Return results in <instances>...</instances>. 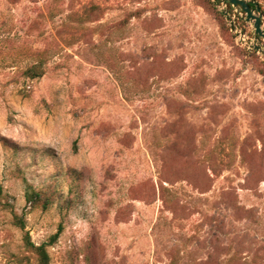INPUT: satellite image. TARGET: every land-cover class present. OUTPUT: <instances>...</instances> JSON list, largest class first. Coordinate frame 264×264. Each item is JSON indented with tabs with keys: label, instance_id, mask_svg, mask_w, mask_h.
I'll return each mask as SVG.
<instances>
[{
	"label": "rangeland",
	"instance_id": "rangeland-1",
	"mask_svg": "<svg viewBox=\"0 0 264 264\" xmlns=\"http://www.w3.org/2000/svg\"><path fill=\"white\" fill-rule=\"evenodd\" d=\"M240 17L0 0V264L35 262L26 232L50 264H264V38Z\"/></svg>",
	"mask_w": 264,
	"mask_h": 264
},
{
	"label": "trees",
	"instance_id": "trees-1",
	"mask_svg": "<svg viewBox=\"0 0 264 264\" xmlns=\"http://www.w3.org/2000/svg\"><path fill=\"white\" fill-rule=\"evenodd\" d=\"M208 1L212 2L215 5L220 4L222 2V0H214V1L208 0ZM227 4L229 6L230 11H233L234 7L229 3H227ZM251 6L254 9H256L255 4L251 3ZM259 6H260V9L263 10L261 5H259ZM219 14H220V21L222 22L223 27L225 29H229L228 22H227V19H226V16L224 15V13L222 11H219ZM240 19L242 21H244V19L242 17H240ZM253 54L257 55V57L259 56L257 53V50H254ZM26 74L31 78H36V77L42 76L44 74V71L41 67V64L39 63V64H36V65L29 67L26 71ZM1 191H2V189H1V185H0V194H1ZM44 196L45 195H43L42 191H33L32 193H30L28 195V201L32 204H37L44 198ZM16 218H17L18 222H20V226L22 228H25V224L21 223V221H20L21 219L19 217H16ZM60 232L61 231H58L57 233H55L53 235L52 242H54L55 239H57L59 237ZM24 238H25L26 250L29 252V255H27L26 257L29 258V260L31 257H34L35 262L33 264H50L51 257H50V254H49V251L47 248V244H45V243L36 244L35 242H33L31 240V237H30L28 232H26ZM48 244H51V243H48Z\"/></svg>",
	"mask_w": 264,
	"mask_h": 264
},
{
	"label": "water",
	"instance_id": "water-1",
	"mask_svg": "<svg viewBox=\"0 0 264 264\" xmlns=\"http://www.w3.org/2000/svg\"><path fill=\"white\" fill-rule=\"evenodd\" d=\"M222 2H224L227 6V3L231 4L235 9H237V11L242 13L243 18L253 23L256 37L264 38V28L262 27L263 11L260 9L259 3L256 0H222ZM251 3L256 5V9L251 6ZM223 11L231 24L232 30H234L236 28V23L233 20V17L229 14L228 9H224ZM254 48L257 51L264 53V44L255 43Z\"/></svg>",
	"mask_w": 264,
	"mask_h": 264
}]
</instances>
